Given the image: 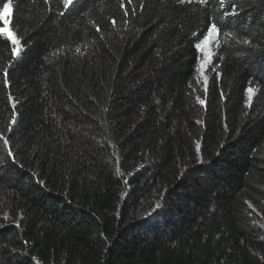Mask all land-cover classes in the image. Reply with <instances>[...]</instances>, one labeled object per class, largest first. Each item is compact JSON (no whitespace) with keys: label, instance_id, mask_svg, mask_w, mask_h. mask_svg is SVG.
Returning <instances> with one entry per match:
<instances>
[{"label":"trees","instance_id":"1","mask_svg":"<svg viewBox=\"0 0 264 264\" xmlns=\"http://www.w3.org/2000/svg\"><path fill=\"white\" fill-rule=\"evenodd\" d=\"M10 11L0 264H264V0Z\"/></svg>","mask_w":264,"mask_h":264},{"label":"snow or ice","instance_id":"2","mask_svg":"<svg viewBox=\"0 0 264 264\" xmlns=\"http://www.w3.org/2000/svg\"><path fill=\"white\" fill-rule=\"evenodd\" d=\"M45 2L47 3L48 0H45ZM129 3L132 2V0H128ZM186 0H179V3L183 4L185 3ZM187 2H191V0H187ZM200 3L204 4L207 2V0H199ZM12 3V0H8L7 3L3 4V10L0 11V19H3L4 28H0V35H4L6 36L7 40L12 44V53L13 56H15L19 50V46H20V41L18 39L17 34L9 27H7V25L9 24V20L7 19L9 12H10V5ZM221 3H223V0H221ZM63 4L65 9H68L71 5L74 4V0H63ZM121 6L123 7V3L121 4ZM128 13L125 12V15H127ZM226 14H234V13H226ZM115 23V22H114ZM99 31V29H97ZM219 29L218 26L213 24L211 26L208 27L207 29V35L204 36L203 40H200L198 43L195 44V47L197 48L198 51H204L205 49H207L211 43V37L213 35L218 34ZM195 35V34H194ZM79 51V49H78ZM205 59L203 61V66H206L210 61H211V51H206L205 53ZM198 71H202V69L198 68ZM5 77H7V70H5ZM206 80V78H205ZM199 82V81H198ZM5 83L7 84V79H5ZM249 94H251L253 92L252 88L248 89ZM199 100V97L197 98ZM249 99H251V95L249 96ZM200 103H203L202 100L199 101ZM5 143H7V141H5ZM9 155H12L11 152H9Z\"/></svg>","mask_w":264,"mask_h":264},{"label":"rangeland","instance_id":"3","mask_svg":"<svg viewBox=\"0 0 264 264\" xmlns=\"http://www.w3.org/2000/svg\"><path fill=\"white\" fill-rule=\"evenodd\" d=\"M10 14H11V11L9 12V15H8V17H7V19L9 20L10 19ZM0 21L2 22V24H3V28L5 27V25H4V22H3V19H0ZM7 27H9V24L7 25ZM6 37V36H5ZM11 44V43H10ZM12 45V44H11ZM13 47V46H12ZM19 52H20V46H19V50H18V52H17V54L14 56V57H16V56H18V54H19ZM204 59H205V54H204V56H203V61H204ZM205 68H207V65L206 66H203V63L201 64V67H200V69H202V71H201V79H202V81L205 83L206 82V80H205V76L203 77V73L205 72Z\"/></svg>","mask_w":264,"mask_h":264}]
</instances>
